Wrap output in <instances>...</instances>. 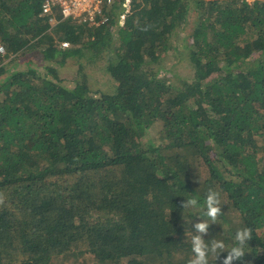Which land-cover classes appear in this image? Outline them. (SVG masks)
Masks as SVG:
<instances>
[{"label":"trees","instance_id":"1","mask_svg":"<svg viewBox=\"0 0 264 264\" xmlns=\"http://www.w3.org/2000/svg\"><path fill=\"white\" fill-rule=\"evenodd\" d=\"M42 9L0 0V264H188L209 188L205 240L249 227L243 264H264V0H133L96 25ZM102 52L113 91L85 69Z\"/></svg>","mask_w":264,"mask_h":264},{"label":"clouds","instance_id":"2","mask_svg":"<svg viewBox=\"0 0 264 264\" xmlns=\"http://www.w3.org/2000/svg\"><path fill=\"white\" fill-rule=\"evenodd\" d=\"M3 203L4 196L0 194V204ZM199 205L200 200L196 194L181 201L180 207L183 209V216L187 210L196 209ZM203 205L204 214L208 219L205 220L202 218V222H196L193 225L194 232L190 240L193 256L188 261V264H209L210 256L214 257L216 261L220 260V264H234L236 261H240L243 264L244 257L247 253L245 248L248 246L249 241L252 240V229L249 227L238 229L234 234L231 246L226 245L223 240L217 239L216 236L206 241L204 237L208 235L210 226L219 223L221 220L220 217L224 215L222 211L221 193L214 188H209L205 195ZM225 252L227 255L221 258V254Z\"/></svg>","mask_w":264,"mask_h":264},{"label":"built area","instance_id":"3","mask_svg":"<svg viewBox=\"0 0 264 264\" xmlns=\"http://www.w3.org/2000/svg\"><path fill=\"white\" fill-rule=\"evenodd\" d=\"M132 2L133 0H43L42 14L50 15L52 23L58 21L57 16L60 14L62 19H82L96 25L108 22L114 5L120 3L124 10L119 13L118 20L123 23L126 13L132 8ZM62 46L64 49H73L68 40L63 41ZM0 50L5 51L4 45H0Z\"/></svg>","mask_w":264,"mask_h":264},{"label":"rangeland","instance_id":"4","mask_svg":"<svg viewBox=\"0 0 264 264\" xmlns=\"http://www.w3.org/2000/svg\"><path fill=\"white\" fill-rule=\"evenodd\" d=\"M35 52H28L27 54L23 55L22 57H19V59H17L16 63L15 61H11L10 65L17 64V66H21L25 65L26 63H30L31 60L37 61L36 59H38V56H35ZM172 51H168V55H171ZM24 62H26L24 64ZM106 57L104 52H102L99 56L96 57L95 60L93 61H89L87 60L86 62H84L85 64V69L87 71V75H88V79L91 85V88L93 90H104V91H113L116 88V82L113 79V77L111 76L110 72L108 71V68L106 66ZM21 64V65H20ZM161 64V62H159L156 66L159 67ZM60 67V73L63 77H66L67 80V84L69 86L73 85L75 83V79H82L83 78V74H77L76 73V68L78 66V61L74 60L72 58H68L66 59V62L61 63ZM178 70H183L182 65L177 66ZM161 73H164L163 71H161ZM74 74H77L76 78H73ZM173 80H177L176 76L173 75ZM162 127V121H158L155 123L154 126H152L151 132L153 131H159V129H161Z\"/></svg>","mask_w":264,"mask_h":264}]
</instances>
